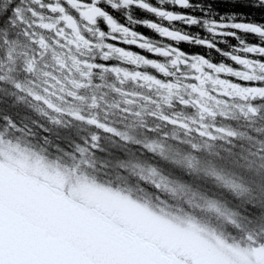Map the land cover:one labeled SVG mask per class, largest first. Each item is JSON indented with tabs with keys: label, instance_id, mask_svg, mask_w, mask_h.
Wrapping results in <instances>:
<instances>
[{
	"label": "snow or ice",
	"instance_id": "1",
	"mask_svg": "<svg viewBox=\"0 0 264 264\" xmlns=\"http://www.w3.org/2000/svg\"><path fill=\"white\" fill-rule=\"evenodd\" d=\"M166 4L181 10L192 7L191 0H156L155 5L150 0H3L0 5V22H7L14 29L19 28L18 35H23L31 47L30 54L23 53L26 58L20 67L25 80L22 82L8 75L16 71L13 49L10 48L6 56L0 57V72L5 73L0 76V81L11 83L41 116L57 126L63 123L59 116L68 114L96 129V134L87 137L86 143H73L68 138L66 143L55 146L57 152L70 153L79 159L87 151H100L97 146L101 139L100 133L118 138L121 146L129 142L135 143L143 151L160 156H165L176 145L187 153L182 161L186 163L189 175L193 171L203 170L214 181L222 182L239 196L246 197L234 205L230 204L239 209L236 214L240 215L241 220L240 223L230 221L232 238L240 241L231 246L239 248L251 264H259L255 256L258 251L264 252V232L256 230L255 225H264V181L250 167L246 168L241 163L245 157L234 151V143L230 148L214 150L215 146L211 141L216 137L204 121L209 117L215 118L214 107L205 101H215L219 105L224 100L231 99L233 94L240 97L248 107V112L244 113L246 116L249 113L258 115L260 111H264V24L236 21L233 17L201 20L183 11L170 10L164 7ZM262 5L264 0H255L253 6ZM133 9L150 13L160 21H167V25L154 20H137L131 14ZM116 13H122L123 20L118 19ZM176 22L187 27L202 24L212 39L189 34L184 28H177ZM136 24L154 31L162 41L168 40L171 43L158 46L151 37L136 31ZM240 33L251 34L258 42L248 43L241 38ZM69 35L71 40H67ZM229 36L237 39L238 46L225 52L217 47L216 38L220 37L219 42H224L222 38ZM56 37H60L58 44L61 49L67 40L68 45H82L86 49L103 51L98 55L93 52L79 57L65 54L61 58L55 51L57 44L53 43ZM15 43L16 41H12V44ZM181 43L215 50L231 63L223 60L217 63L209 56L185 52L179 47ZM49 48L53 50L52 61L45 63L44 58L48 55ZM132 48L140 51L134 52ZM159 57L165 58L167 62H161ZM111 59H118L120 63L109 64ZM53 62L56 70L49 69V64ZM121 65H133L134 70ZM181 66L184 67L183 72H180ZM106 74L113 75L115 82L110 87L120 95L126 96L129 93L116 88L115 83L123 86L126 81L135 82L139 79L143 83L138 87L144 88L147 85L149 88L156 86L158 90H166L167 95L161 96L166 104H175L181 109L191 108L194 112L199 108L198 116H184L182 112H178L173 119L163 112L154 111L149 121L144 119L143 112L127 107L133 103L132 100H125L126 107L120 109L125 113L122 119H139L141 136L159 138L158 142L145 143L128 131L111 126L110 122L86 116L76 107L77 104H86L89 110L99 107V98L95 92L91 96L87 92L90 89L98 92L103 88ZM97 78L100 83L95 82ZM33 80L35 84L32 83ZM181 81H184L182 87ZM181 92L191 99H186ZM220 114L221 118H225L223 112ZM34 123L41 132L49 131L38 122ZM4 124L17 130L19 127L10 119L5 120ZM133 126L134 122L125 127L131 129ZM166 129H171L170 135ZM216 131L220 129L217 128ZM41 139L46 144L52 143L47 136ZM260 151H264V148ZM3 152V144H0V164L3 163ZM214 186L219 187L220 184L216 183ZM14 191L11 179L5 190L0 178V264H41L39 259H33V249L23 247L18 241ZM220 240L228 243L223 237Z\"/></svg>",
	"mask_w": 264,
	"mask_h": 264
},
{
	"label": "trees",
	"instance_id": "2",
	"mask_svg": "<svg viewBox=\"0 0 264 264\" xmlns=\"http://www.w3.org/2000/svg\"><path fill=\"white\" fill-rule=\"evenodd\" d=\"M206 5L207 8H211L210 10L214 12L233 10L231 8L238 7L240 8V10L236 12L238 15L264 22V7H254L249 4L238 6L237 3L230 4L222 1H217L213 5L210 3ZM18 33V28H12L7 22H0V54L3 51H7L8 54L9 49H13L12 55L15 59L16 71L8 75L21 81L23 73L20 72V67L23 60L26 58L23 53H29L31 46L25 37L23 35H18ZM12 41H16V43L12 44ZM51 53L52 49H48V55L52 56ZM49 69L56 70L54 62L49 64ZM57 73L59 74L58 70ZM3 75H5V73L0 72V76ZM28 79H30V77H28ZM23 81L24 80H22V82ZM95 82L100 83L98 78ZM114 82L113 75L106 74L105 86L103 88L98 92L94 89L88 90L87 95L91 96L95 92L96 96L99 98V107L97 109L89 110L86 104H77L76 107L81 109L86 116H95L102 121L110 122L111 126L128 131L130 135L136 136L137 139L145 143L158 142L159 138L156 136H141L139 119L135 117L122 119L125 113L121 112L120 109L126 107L124 103L125 100H132L133 103L127 105V107L133 111L143 112L144 119L149 121H151V113L154 111L163 112V114L169 115L173 119L176 118L175 113L178 112H182L184 116H198L199 108L194 112L191 108L181 109L175 104L168 105L164 100L159 104L153 103L152 101L145 102L143 98H145L144 95L148 91L145 87H138L140 83H143L140 80L135 82L126 81L123 86L119 83H115L116 88H122L129 93L126 96L120 95L110 87ZM142 89L144 91L143 94H131V91L136 94L142 91ZM148 89L150 90L149 87ZM16 94H18L17 90L11 83L0 81V138H2L0 139V144H3V146L10 148L9 144L12 145L10 142L11 136L18 138V134L14 131L20 130L22 135H26V140L30 145L35 147L34 150H32L33 159L39 158V160H44L49 164L53 162L61 169L64 167V170L68 172L67 176H70L69 179L72 178L73 180L77 178V175L84 172L88 176L93 177L94 180H99L100 182L101 180H107L116 183L125 182L127 183L126 185H128L129 180H134V178L131 176L132 174L127 172H132L128 170V168H120L121 166L119 165L127 166L134 164L135 166L143 168L153 167L157 171L155 172L156 175L159 174L180 185L188 187L195 195L202 197L203 200L208 199L212 203L217 201L220 205L224 204L228 207L225 208L223 206L226 209L223 216H218V214L214 212L210 214L206 208L207 204L204 209L200 207L196 208L194 210L196 216H193L199 221L198 224L200 226H214L216 229L222 230L225 234L229 235V233L232 234L233 232L230 223L231 219L235 220L237 223L241 222L240 215L236 214L239 212V209L230 206V204L234 205L241 199H246V197L239 196L235 190L225 187L222 182L214 181L212 177L203 170L199 172L193 171L191 175H189V169L185 165L186 163L182 161V157L187 155V153L177 148L176 145H173L172 149L167 151L165 156H160L158 154L143 151L135 143L129 142L121 146L118 138L113 135L100 133L101 139L97 146L101 150L96 152L87 151L78 159L70 153L57 152L55 146L57 144L66 143L68 138H70L73 143L77 141H80L82 144L86 143L87 137L96 134V129L90 128L86 123L71 118L68 114L59 116V119L63 123L61 126H57L46 117L41 116L36 108L30 105L27 98L25 101H20L17 99ZM237 103L238 104L234 103L229 105L231 112L230 116L225 113L227 116L221 118V114H217L214 119L209 117L204 123L213 131L216 137L214 141H211L215 146L214 150L221 151L223 148H230L234 143L236 145L234 151L241 153L245 157V159L241 160V163L244 164L246 168L250 167L258 178L264 181V159L259 158L264 157V151H260V149L264 148V111H260L258 115L256 113H249L246 116L244 114L248 112V110H246V105L242 104V102ZM9 119L15 121L16 125L19 126L18 130L5 126V120ZM34 122H38L40 125L45 126L49 131L47 133L41 132ZM133 122V128L129 129L125 127ZM212 127H218L220 131H216L212 129ZM166 131H168L169 135L171 134V129H166ZM4 132L8 135L4 134ZM44 136H47L52 143L46 144L44 140L41 139ZM177 152H179V155H177ZM172 155L177 156L175 159L176 161H174ZM69 169H72L71 172ZM120 179L123 180L121 181ZM146 181L147 179L144 177H137L136 182L130 181V184H137L140 187L149 185L150 188L149 182ZM216 183H219L220 186L215 187L214 184ZM130 184L129 186H131ZM66 188L67 187H65V189L63 188L61 192L64 196L69 197ZM151 192L155 193L152 188ZM160 192L164 193V191ZM161 197L163 196L161 195ZM199 201L202 202V200ZM114 212L116 215L117 211L115 209ZM255 229L264 232V225L258 223L255 225Z\"/></svg>",
	"mask_w": 264,
	"mask_h": 264
},
{
	"label": "rangeland",
	"instance_id": "3",
	"mask_svg": "<svg viewBox=\"0 0 264 264\" xmlns=\"http://www.w3.org/2000/svg\"><path fill=\"white\" fill-rule=\"evenodd\" d=\"M71 48H76V45L72 44ZM56 53L61 55V58L65 54L77 56V51H56ZM6 54L7 51H3L0 57ZM49 61H52V56L47 55L44 62ZM183 71L184 68L181 72ZM31 79L30 77L29 80ZM22 80H25L24 74ZM32 83L35 84V81L33 80ZM183 84L184 81H181V87ZM145 88L148 91L144 95L146 99L143 98L145 102L152 101L159 104L163 100L161 96L167 95L166 90H158L156 86L149 90L145 85ZM131 92L133 95H139L144 91L142 89L136 94ZM17 93V99L25 101L26 98H22V93ZM181 95L185 93L181 92ZM211 95L210 91L209 96ZM185 98L191 99L186 95ZM237 102L242 101L235 94L219 105H216L215 101H205L209 106L214 107L215 115L223 112L229 116L231 115L229 105L238 104ZM246 110H248L247 106ZM216 128L218 127H212L214 130ZM14 132L19 137L11 136L10 148L3 146V163L0 165L81 206L82 213L172 257L173 264H251L239 248L231 246L240 243L232 238L231 233L229 236L214 226H200L199 221L194 217L196 216L194 210L198 207L204 209L206 204L210 214L214 212L218 216H223L225 208H228L224 204L220 205L217 201L212 203L208 199L203 200L188 187L159 174L156 175L157 171L153 167L143 168L134 164L119 165L120 168H128L132 172H127L134 178L129 180V184L130 181L136 182L137 177H144L147 179L146 182H149L150 188L149 185L140 187L137 184L131 185L132 183L130 185L133 187H131L125 182L116 183L107 180L100 182L84 172L77 175L75 180L69 179L70 176H67L68 172L64 170V167L61 169L53 162L49 164L39 158L33 159L32 150L35 147L30 145L26 135H22L20 130ZM172 157L176 161L177 156L172 155ZM71 170L69 169L70 172ZM65 187L69 197L61 192ZM151 188L155 193L151 192ZM114 209L117 211L116 215ZM221 237L228 243L221 242ZM255 259L259 264H264V252L258 251Z\"/></svg>",
	"mask_w": 264,
	"mask_h": 264
},
{
	"label": "water",
	"instance_id": "4",
	"mask_svg": "<svg viewBox=\"0 0 264 264\" xmlns=\"http://www.w3.org/2000/svg\"><path fill=\"white\" fill-rule=\"evenodd\" d=\"M15 189L17 238L41 264H173V258L82 213V207L0 165ZM14 178V179H12Z\"/></svg>",
	"mask_w": 264,
	"mask_h": 264
},
{
	"label": "flooded vegetation",
	"instance_id": "5",
	"mask_svg": "<svg viewBox=\"0 0 264 264\" xmlns=\"http://www.w3.org/2000/svg\"><path fill=\"white\" fill-rule=\"evenodd\" d=\"M217 1H222V2H227V3H237L238 6H244L246 4L249 5H254L255 4V0H191V5L192 7L188 8V9H175L173 8V6L171 5H164V7L169 8L170 10H175V11H183L189 15H193L196 16L198 18H201V20L203 19H209V20H220L221 18L224 19H228L230 17H233L236 21H242V22H246V23H260V24H264V22L258 20V19H253V18H246L244 16L238 15L236 12H238L240 10V8H231L233 10H222V11H212L210 10L211 8H207L206 4H214ZM150 3L152 4H156V0H150ZM3 4V0H0V5ZM159 6V5H157ZM206 6V7H205ZM210 7V6H208ZM260 7H264V5L260 6ZM0 11H2V9H0ZM133 17L137 20H154L158 23H164L165 25H167V21H160L158 20L155 16H153L150 13L147 12H143L140 11L138 9H133L132 13ZM117 16L118 19L123 20V14L122 13H116L115 14ZM135 30L143 33L144 35L151 37L152 40L154 42H157L158 46H163L164 44H169L171 43V41L168 40H163L162 38L157 35L154 31L143 27L139 24L134 25ZM176 27L177 28H184L189 34H198L200 38H208V39H212V36L204 29V27L201 25L199 26H193V27H187L179 22H176ZM20 32V29H18ZM45 35L47 36V33H45ZM241 36V38H243L244 40H246L248 43H257V38L252 36L251 34H245V33H240L239 34ZM72 37L71 35H69L67 37V40H71ZM224 42H219L221 40L220 37L216 38V42H217V47H219L220 49H222L225 52H229L232 50L233 47L238 46V41L237 39H234L232 37H223L222 38ZM60 40V37H56L55 39H53V43L57 44V47L55 49V51H77V57H79L80 55H91L93 54V52H95V54H99L101 51H103V49H86L84 48L82 45L80 47L76 48H71V45H68L67 40L65 41V45L64 48L61 49L60 45L58 44V41ZM100 41H96V43H99ZM120 47H126L125 45H120ZM180 48H182L185 52L188 53H199L201 55H205V56H209V58L213 61V62H220V61H224L226 63H231V61H228L225 57H223L219 52H216L215 50L212 49H207L204 47H200V46H196V45H190L187 43H181L179 45ZM132 51L136 52V51H140L139 49L136 48H132ZM142 54H146V53H142ZM158 59L161 60V62H167L165 60V58L163 57H159ZM168 59H171V57H169ZM109 64L112 65H116L119 64L120 61L118 59H111L108 61ZM123 67H127L130 70H134V66L133 65H121ZM182 68H184L183 66L180 67V72L182 70ZM174 71L175 69H169ZM179 75V72H178Z\"/></svg>",
	"mask_w": 264,
	"mask_h": 264
}]
</instances>
